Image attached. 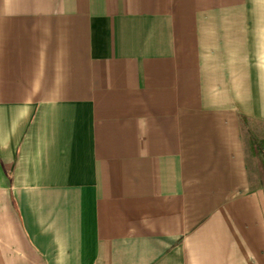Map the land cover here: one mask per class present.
<instances>
[{
  "label": "crops",
  "instance_id": "crops-1",
  "mask_svg": "<svg viewBox=\"0 0 264 264\" xmlns=\"http://www.w3.org/2000/svg\"><path fill=\"white\" fill-rule=\"evenodd\" d=\"M264 0H0V264H264Z\"/></svg>",
  "mask_w": 264,
  "mask_h": 264
},
{
  "label": "rangeland",
  "instance_id": "rangeland-1",
  "mask_svg": "<svg viewBox=\"0 0 264 264\" xmlns=\"http://www.w3.org/2000/svg\"><path fill=\"white\" fill-rule=\"evenodd\" d=\"M245 140L247 142V151H248V155H249V162H250V166L253 169V172L255 173V158L252 154V145L253 142H256V138L257 140H264V125L260 126L259 128L252 126L247 128V132L245 135Z\"/></svg>",
  "mask_w": 264,
  "mask_h": 264
},
{
  "label": "trees",
  "instance_id": "trees-1",
  "mask_svg": "<svg viewBox=\"0 0 264 264\" xmlns=\"http://www.w3.org/2000/svg\"><path fill=\"white\" fill-rule=\"evenodd\" d=\"M252 154L255 159H257L259 165L261 166V177L262 181L264 182V140H257L253 142L252 145ZM264 186V183H263Z\"/></svg>",
  "mask_w": 264,
  "mask_h": 264
}]
</instances>
